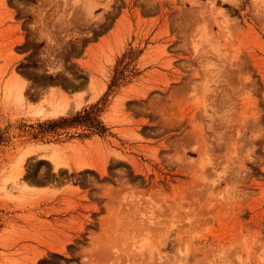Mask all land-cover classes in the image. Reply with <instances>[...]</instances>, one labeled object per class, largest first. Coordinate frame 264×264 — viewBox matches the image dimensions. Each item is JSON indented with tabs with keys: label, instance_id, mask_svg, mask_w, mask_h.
I'll return each instance as SVG.
<instances>
[{
	"label": "rangeland",
	"instance_id": "1",
	"mask_svg": "<svg viewBox=\"0 0 264 264\" xmlns=\"http://www.w3.org/2000/svg\"><path fill=\"white\" fill-rule=\"evenodd\" d=\"M208 1L0 0V264H264V0Z\"/></svg>",
	"mask_w": 264,
	"mask_h": 264
},
{
	"label": "bare ground",
	"instance_id": "2",
	"mask_svg": "<svg viewBox=\"0 0 264 264\" xmlns=\"http://www.w3.org/2000/svg\"><path fill=\"white\" fill-rule=\"evenodd\" d=\"M207 2V1H206ZM205 2V3H206ZM208 2H211V1H208ZM236 2V1H235ZM203 3V2H202ZM207 4V3H206ZM206 4H203V6H207L208 9L206 10H210L212 7L209 6L210 4L208 3L207 5ZM212 5V4H211ZM211 7V8H210ZM201 8V7H200ZM206 7H204L205 9ZM78 107V106H77ZM49 109L46 110V112H43L42 114H45L47 116H56V115H63V114H66L67 113V104L64 103V102H54V103H51L50 106L48 107ZM47 157L50 159V161L53 163V165L56 167L58 164H59V155L55 152L54 149H49L48 148V152H47ZM62 158V157H61ZM19 164V163H18ZM19 167H21L19 165ZM138 239V238H137ZM136 239V240H137ZM141 241V239H139ZM138 241V240H137ZM139 241V242H140ZM133 242V241H132ZM146 242V241H145ZM136 243V242H135ZM137 244V243H136ZM145 244V243H144ZM143 244V245H144ZM147 246V243L145 244ZM135 246V245H134ZM136 247V246H135ZM144 247V246H143ZM148 247V246H147ZM145 248V247H144ZM143 248V249H144ZM144 251V250H143ZM142 252V251H140ZM143 253V252H142Z\"/></svg>",
	"mask_w": 264,
	"mask_h": 264
},
{
	"label": "crops",
	"instance_id": "3",
	"mask_svg": "<svg viewBox=\"0 0 264 264\" xmlns=\"http://www.w3.org/2000/svg\"><path fill=\"white\" fill-rule=\"evenodd\" d=\"M209 1H211L212 2V0H209ZM215 2L217 1V0H214Z\"/></svg>",
	"mask_w": 264,
	"mask_h": 264
}]
</instances>
